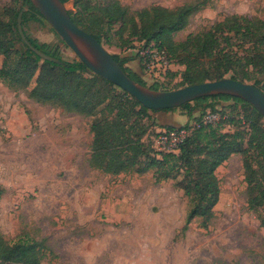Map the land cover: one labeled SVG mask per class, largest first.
I'll return each instance as SVG.
<instances>
[{
    "label": "rangeland",
    "instance_id": "374dc122",
    "mask_svg": "<svg viewBox=\"0 0 264 264\" xmlns=\"http://www.w3.org/2000/svg\"><path fill=\"white\" fill-rule=\"evenodd\" d=\"M114 2L130 14L152 7L168 11L191 8L186 27L172 35L175 44L209 31L231 16L264 22V0H79L64 6L77 18L82 12L102 17L98 9ZM20 8V0H0V20L11 21V10ZM39 19L27 14L22 22L24 33L57 48L64 61H78L47 22ZM119 28V24L112 27L111 42L103 40L102 46L120 59L132 58L126 66L149 87L152 83L139 74L134 53L144 39L139 42L138 37H130L126 28L120 41ZM232 44L234 51L248 47L238 38ZM16 60L11 55L9 66ZM2 62L0 57V68ZM184 70L174 63L160 91L180 89ZM245 77L247 84L257 81L262 86L264 82L259 70L249 68ZM35 78L25 90L8 87L0 79V234L6 241L42 242L47 250L41 264H264L260 224L264 209L255 212L249 208L241 154L232 155L215 171L220 194L213 217L205 226L196 219L185 230L187 199L172 180L158 182L154 169L145 174L114 175L91 166L90 128L109 118L106 106L110 100L92 117L69 113L28 97ZM216 105L217 111L235 120V127H223V132H247V126L238 121L249 111L232 102L217 101ZM169 113L178 121L176 128L188 122L194 125L200 117L197 112L189 120L179 109ZM152 124H160L155 113L143 120L133 116L128 127L148 128L142 138L147 144L149 140L153 143ZM242 147L256 168L262 165L260 173H264V156L248 147V136Z\"/></svg>",
    "mask_w": 264,
    "mask_h": 264
},
{
    "label": "trees",
    "instance_id": "16d2710c",
    "mask_svg": "<svg viewBox=\"0 0 264 264\" xmlns=\"http://www.w3.org/2000/svg\"><path fill=\"white\" fill-rule=\"evenodd\" d=\"M60 1L63 4L79 2ZM20 2L21 8L18 11L11 10V21L0 20V57H3L0 79L8 87L25 90L36 77L35 86L28 93L31 100L85 117L95 116L99 107L110 100L106 106L109 118L94 122L90 128L93 134L90 158L92 167L114 175L130 172L145 174L154 169L158 182L172 180L175 189L182 191L187 199L189 209L184 228L186 230L196 219H200L205 226L213 217V209L220 194L215 171L232 155L241 154L249 208L255 212L264 209V173H260L262 165L258 164L256 168L248 156L249 152L242 147L243 138L248 136V147L264 156V119L249 104L229 96L201 98L186 104L179 110L184 111L189 120L193 114H200L194 124H199L208 113L217 116L218 121L195 128L180 146L178 154L159 153L153 148L152 140L147 144L142 141L148 128L128 127L133 116H141L143 120L156 111L146 110L125 92L90 72L83 63L64 61L57 48L40 44L23 31L26 41L33 48L58 63L37 56L22 41L17 19L21 10L27 9L26 14L22 15L23 23L29 13L38 16L41 21L45 20L28 0ZM98 12L102 17L82 12L77 18L68 13L74 24L101 45L103 40L111 42L110 31L119 24L117 35L120 41L123 31L128 28L130 37H138L139 42L144 39L146 46L154 44L164 50L173 64L178 63L185 69L181 88L218 81L226 78L225 75L229 73H232L229 79L245 83V72L249 68L264 74L263 21L231 16L207 32L190 35L185 41L175 44L172 35L186 27L192 13L189 7H180L175 11L152 7L130 14L114 2L99 8ZM236 38L241 45L248 47L240 46L241 49L234 51L232 40ZM129 47L133 48L134 45L131 43ZM11 55L17 59L13 67L8 64ZM111 56L131 80L147 87L142 78L126 66L132 58ZM253 85L264 93V82L259 86V82L255 81ZM147 88L160 91L161 85L153 84ZM217 101L232 102L249 111L243 120L238 121L247 126V132H223V127H235V120L216 110ZM151 126L150 133L155 137L157 126ZM189 126L188 122L182 127ZM260 224L264 229V214L260 216ZM46 250L42 242L24 239L9 242L0 234V264H41L46 257Z\"/></svg>",
    "mask_w": 264,
    "mask_h": 264
},
{
    "label": "water",
    "instance_id": "95a60500",
    "mask_svg": "<svg viewBox=\"0 0 264 264\" xmlns=\"http://www.w3.org/2000/svg\"><path fill=\"white\" fill-rule=\"evenodd\" d=\"M28 1L74 53L79 62L96 76L125 92L146 110L179 109L201 98L229 96L246 102L264 119V93L254 85L224 78L173 91H154L131 80L95 38L74 24L60 0ZM25 10H21L17 19V29L22 41L42 60L58 63L57 60L36 50L26 41L22 30V15Z\"/></svg>",
    "mask_w": 264,
    "mask_h": 264
},
{
    "label": "built area",
    "instance_id": "2783aa9c",
    "mask_svg": "<svg viewBox=\"0 0 264 264\" xmlns=\"http://www.w3.org/2000/svg\"><path fill=\"white\" fill-rule=\"evenodd\" d=\"M135 47L134 53L141 66L143 79L152 85H161L173 67L167 53L154 44L146 46L142 43ZM217 121V116L208 113L199 124L190 125L188 128L181 127L174 130L156 128L153 148L159 153L178 154L180 146L195 128H199L201 125H212Z\"/></svg>",
    "mask_w": 264,
    "mask_h": 264
},
{
    "label": "crops",
    "instance_id": "0c3cea01",
    "mask_svg": "<svg viewBox=\"0 0 264 264\" xmlns=\"http://www.w3.org/2000/svg\"><path fill=\"white\" fill-rule=\"evenodd\" d=\"M140 65L138 63V69L140 70ZM139 72V71H138ZM142 71L140 70V75L142 74L141 73ZM171 111H156V112H153L157 115L159 121H160V124L157 126V128H160V127H163V128H176L177 127V123L178 121L176 120V117H171L170 116V113Z\"/></svg>",
    "mask_w": 264,
    "mask_h": 264
}]
</instances>
